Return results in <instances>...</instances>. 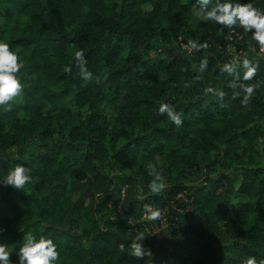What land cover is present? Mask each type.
I'll list each match as a JSON object with an SVG mask.
<instances>
[{
  "label": "trees",
  "instance_id": "16d2710c",
  "mask_svg": "<svg viewBox=\"0 0 264 264\" xmlns=\"http://www.w3.org/2000/svg\"><path fill=\"white\" fill-rule=\"evenodd\" d=\"M225 2L264 13V0H0L20 84L0 102L9 264H26L30 237L52 242V264H264V46L208 16ZM17 166L22 188L5 182Z\"/></svg>",
  "mask_w": 264,
  "mask_h": 264
},
{
  "label": "clouds",
  "instance_id": "9594fccd",
  "mask_svg": "<svg viewBox=\"0 0 264 264\" xmlns=\"http://www.w3.org/2000/svg\"><path fill=\"white\" fill-rule=\"evenodd\" d=\"M209 0H201V6H205ZM221 14L217 15L215 9L208 12V16L213 17L218 21H223L227 24H232L239 19V23L244 28H255L253 38L257 40L261 46H264V13H261L251 4L246 6L232 7L228 2L217 4ZM81 53L77 52L76 56L79 57ZM17 57L10 52L6 43L0 41V102L8 100L20 88L19 81L13 75L18 69ZM250 91V90H249ZM167 110V106H161L160 111ZM28 180L26 169L22 166L13 168L5 177V182L15 188H22ZM159 210H153L147 219L155 221L159 218ZM138 239L140 237H137ZM21 260L26 259V264H52L57 259V252L49 239L40 238L33 240L31 237L25 247L21 249ZM133 254L137 257L144 256V250L139 245H133ZM9 253L0 245V264H9ZM247 264H255L253 260H249Z\"/></svg>",
  "mask_w": 264,
  "mask_h": 264
},
{
  "label": "rangeland",
  "instance_id": "374dc122",
  "mask_svg": "<svg viewBox=\"0 0 264 264\" xmlns=\"http://www.w3.org/2000/svg\"><path fill=\"white\" fill-rule=\"evenodd\" d=\"M183 47L186 48L187 46L183 45ZM187 48L190 49L189 46H188ZM214 49H216V48H215V47L211 48L212 51H215ZM216 53H218V52H216ZM218 54H221V55H220V56H221L220 60H222V57L224 56V55H223V51L221 50L220 53H218ZM205 79H206V81H207L208 83L214 81V78H213L211 75H207V76H205ZM159 236H160V241H161V242H163V243H165V244H168V243L170 242V239L167 238V236H166V234H165L164 232L160 231V232H159ZM223 237H224V234H223V232H222V234H221V238H220V239H222Z\"/></svg>",
  "mask_w": 264,
  "mask_h": 264
},
{
  "label": "built area",
  "instance_id": "2783aa9c",
  "mask_svg": "<svg viewBox=\"0 0 264 264\" xmlns=\"http://www.w3.org/2000/svg\"><path fill=\"white\" fill-rule=\"evenodd\" d=\"M236 34V33H235Z\"/></svg>",
  "mask_w": 264,
  "mask_h": 264
}]
</instances>
